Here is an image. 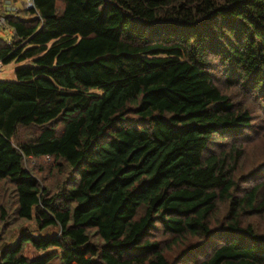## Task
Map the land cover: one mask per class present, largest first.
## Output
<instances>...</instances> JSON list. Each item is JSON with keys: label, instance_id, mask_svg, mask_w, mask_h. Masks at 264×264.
I'll return each instance as SVG.
<instances>
[{"label": "trees", "instance_id": "16d2710c", "mask_svg": "<svg viewBox=\"0 0 264 264\" xmlns=\"http://www.w3.org/2000/svg\"><path fill=\"white\" fill-rule=\"evenodd\" d=\"M4 1L0 264H264V0Z\"/></svg>", "mask_w": 264, "mask_h": 264}, {"label": "rangeland", "instance_id": "374dc122", "mask_svg": "<svg viewBox=\"0 0 264 264\" xmlns=\"http://www.w3.org/2000/svg\"><path fill=\"white\" fill-rule=\"evenodd\" d=\"M17 5H15L16 7L19 6L20 2L17 1L16 3ZM22 7V6H21ZM5 28V27H4ZM3 33L7 36V39H10V36H11V31L9 30V28H5L3 30ZM19 64V62L17 61H14V62H11V63H8V64H3L1 67H0V78H4V79H15V73H14V69L15 67H17ZM219 216L222 217V215L219 213ZM255 222L257 225L261 227H264V215H259L258 217H256L255 219ZM216 222V221H214ZM25 253L27 255H32V256H35L37 254H41V251H36L32 245V243H27L25 245ZM59 263V258L58 256H56L54 258V260H52V264H58Z\"/></svg>", "mask_w": 264, "mask_h": 264}, {"label": "built area", "instance_id": "2783aa9c", "mask_svg": "<svg viewBox=\"0 0 264 264\" xmlns=\"http://www.w3.org/2000/svg\"><path fill=\"white\" fill-rule=\"evenodd\" d=\"M18 2H20V6H22L23 8H28V7H33L34 6V0H18ZM4 5L5 8L9 11H16L18 9V6L16 7L15 5H17L13 0H5L4 1ZM0 24H5V19L0 16ZM3 64L0 61V67Z\"/></svg>", "mask_w": 264, "mask_h": 264}, {"label": "bare ground", "instance_id": "6f19581e", "mask_svg": "<svg viewBox=\"0 0 264 264\" xmlns=\"http://www.w3.org/2000/svg\"><path fill=\"white\" fill-rule=\"evenodd\" d=\"M26 134V133H25Z\"/></svg>", "mask_w": 264, "mask_h": 264}]
</instances>
